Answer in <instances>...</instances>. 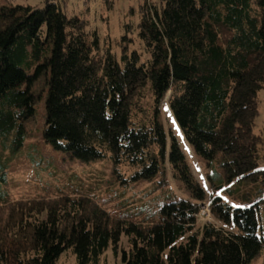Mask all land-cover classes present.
<instances>
[{
	"label": "trees",
	"instance_id": "16d2710c",
	"mask_svg": "<svg viewBox=\"0 0 264 264\" xmlns=\"http://www.w3.org/2000/svg\"><path fill=\"white\" fill-rule=\"evenodd\" d=\"M138 14L143 56L129 50L130 24L114 53L62 1L0 2V140L14 143L4 145L12 153L21 148L43 98L42 136L54 149L108 159L123 183L167 167L190 199L175 197L159 220L143 223H110L80 199L25 212L0 229V264H56L65 251L75 264H100L109 246L117 254L121 235L122 264H247L264 248V125L253 131L264 88V0H143ZM41 76L46 87L35 94ZM166 97L180 136L210 167L209 191L162 121ZM206 198L219 225H197Z\"/></svg>",
	"mask_w": 264,
	"mask_h": 264
},
{
	"label": "rangeland",
	"instance_id": "374dc122",
	"mask_svg": "<svg viewBox=\"0 0 264 264\" xmlns=\"http://www.w3.org/2000/svg\"><path fill=\"white\" fill-rule=\"evenodd\" d=\"M23 1L38 4L41 0H0V2ZM62 1L66 11L83 15L87 30L96 31L100 46L109 47L117 53L118 40L124 32L123 25L130 24L128 36L132 39L129 50H136L143 56V49L137 38L138 7L143 0H52ZM150 1V0H149ZM155 1V0H151ZM45 76H41L33 86L35 94L43 93ZM45 94V92H44ZM258 115L253 131L259 133L264 125V88L257 93ZM162 103V121L177 134L178 144L194 179L208 190L205 174L210 171L204 160L196 156L192 148L183 140L166 103ZM45 121L44 99L34 102V113L25 122L26 137L21 148L14 153L9 146L12 141L0 140V229L11 226L26 212L41 211L51 206L66 205L67 199H80L85 211L98 207L111 223L128 220L137 223L157 221L160 208L175 197L190 199L189 192L174 179L167 167H160L158 173L149 180L120 182L112 173L108 159L82 161L67 153L54 149L45 142L42 130ZM264 168V165L262 166ZM217 171H220L216 167ZM159 180L163 182L158 183ZM209 191V190H208ZM223 196V193L220 192ZM205 199L203 201H207ZM197 203L199 214L197 225L210 222L219 225L214 215ZM263 213V212H262ZM70 224L72 219L70 218ZM68 221V222H69ZM65 223H63L64 226ZM15 228V227H13ZM29 229L17 231V236L28 233ZM126 248V238L121 235L117 254L107 248L100 264H122L121 248ZM56 264H75L71 251L61 254ZM264 264V248L247 263Z\"/></svg>",
	"mask_w": 264,
	"mask_h": 264
},
{
	"label": "built area",
	"instance_id": "2783aa9c",
	"mask_svg": "<svg viewBox=\"0 0 264 264\" xmlns=\"http://www.w3.org/2000/svg\"><path fill=\"white\" fill-rule=\"evenodd\" d=\"M207 199V198H206ZM204 206H202V208H204L206 211H207V213L208 214H210V211H211V209H210V202H209V200H207V201H203V203H202ZM212 213V212H211ZM198 214H199V209H198V211H197V213H196V218L198 219Z\"/></svg>",
	"mask_w": 264,
	"mask_h": 264
}]
</instances>
